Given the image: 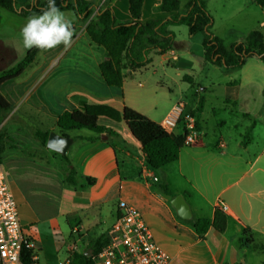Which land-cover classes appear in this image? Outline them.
Wrapping results in <instances>:
<instances>
[{
    "label": "crops",
    "instance_id": "obj_1",
    "mask_svg": "<svg viewBox=\"0 0 264 264\" xmlns=\"http://www.w3.org/2000/svg\"><path fill=\"white\" fill-rule=\"evenodd\" d=\"M16 1L26 3L28 0ZM93 1L98 7L111 8L117 23L132 21L128 0ZM179 1L184 12L190 0ZM205 1L207 10L214 18L212 32L222 40L216 29L215 0ZM233 1L222 0V5L230 9ZM159 5L160 0H144L140 20L142 23L163 21L160 30L173 36L172 50L164 54L152 52L150 64L130 72L122 87H111L105 82L100 70V63L106 59L105 50L96 45L97 49L89 46L87 56L94 58L83 59V62L90 63L93 59L95 62L82 67L93 68L87 74L88 84L85 81L75 88L77 91L64 92L61 83L49 80L59 70L58 66L53 75L35 83L34 87L38 88L36 94L31 92L23 97L26 118L37 119L35 141L30 145L25 144L23 152L14 150L8 153L3 138L5 150L1 154L0 164L4 168L6 156L8 169L4 170L17 202L23 234L31 241L30 249L36 264H41V257L45 264L54 263L53 254L66 245H69L70 255H74L107 236L116 220L121 200L139 210L155 242L172 257L170 264H248V249L251 246L254 248V244L248 241L255 242L258 237L264 239V140L261 148L259 145L254 147L257 128L261 123L264 124V62L252 56L239 69L227 70L218 66L225 73L223 79L217 82L206 77V81L203 80L206 88L200 89L202 82L196 77L204 72L208 64L217 66L205 58L204 34L190 36L188 22L171 21L172 14L160 12ZM248 5L260 10L262 18L256 22L253 30L264 33V10L255 0H248ZM228 11L224 14L227 20L232 17ZM12 14L15 13L0 6V29L10 26ZM86 36L87 42L93 45L85 28L80 38ZM12 40L3 32L0 33L2 47L13 48L18 54ZM235 42L240 41L223 43L230 46ZM194 43L200 45V54L205 58L200 69L195 68L194 55L197 54L194 52ZM66 51L65 55L71 50ZM80 52L84 54L86 50ZM3 61L4 57H0V63ZM195 79L197 83H194ZM92 80L96 82L93 87L90 83ZM179 82H189L193 88L197 85L192 93L196 98L189 100L186 96L178 104L162 107L158 106L160 103L155 99H151L163 87L171 90L172 84ZM217 87L220 96L216 99L222 101V109L231 116L239 115L249 120L244 132H240L234 140V147L222 135L224 121L217 123L215 130L209 131L208 128L205 112L209 103L206 95H214ZM186 92H182L183 95ZM5 97L12 102V98ZM201 99L203 108L198 112ZM81 102L108 105L119 112L129 106L161 125L176 107L182 105L183 120L172 132L183 133L184 118L192 116L198 129L197 140L184 144L178 161L154 169L146 164L141 145L126 124L107 118L99 119L100 124L118 134L107 139H102L100 134L88 129L62 131L57 124L59 116L75 110ZM210 109L214 113V107L210 106ZM234 128H238V125H234ZM37 131L47 135L54 131L73 139L66 153L71 166L65 155L41 144L36 136ZM37 151L42 157L35 155ZM69 166L75 169L76 184L67 181ZM163 184L168 186L173 196L161 190ZM180 195L190 205L192 219L212 220L215 209L226 206V210H222L228 218L225 231L221 233L211 227L201 238L187 222L189 220L178 216L171 203ZM75 230L78 232L75 233ZM87 253L91 254L90 250Z\"/></svg>",
    "mask_w": 264,
    "mask_h": 264
},
{
    "label": "trees",
    "instance_id": "obj_2",
    "mask_svg": "<svg viewBox=\"0 0 264 264\" xmlns=\"http://www.w3.org/2000/svg\"><path fill=\"white\" fill-rule=\"evenodd\" d=\"M132 21L129 23H117L113 10L109 7H98L93 0H56V5L62 11H73L79 21L88 23L86 33L91 41L106 52V59L100 63L102 76L111 87H122L130 72L146 67L152 62L151 53L164 54L174 48V39L170 33L161 32L164 22L150 20L141 22V13L144 0H128ZM255 3L264 10V0H255ZM47 0H28L19 3L16 0H0V6L4 9L29 17L46 7ZM160 12L171 13V21L175 23L188 22L189 35L204 34L203 48L208 62L224 67L227 70H235L243 67L248 58L259 57L264 62V33L260 30L250 31L244 40L225 46L223 41L212 32L214 18L207 10L205 0H190L182 12L179 0H160L158 7ZM6 51V49H5ZM39 49H31L26 59L15 68L0 73V115L5 117L12 111L11 102L2 94L1 87L7 82L18 79L23 72L35 60ZM203 108L200 100L198 112ZM107 118L115 122L124 121L132 136L141 145V150L148 166L160 169L178 161L182 147L185 144L186 130L175 134L167 131L161 124L153 121L135 109L125 106L119 112L108 105H92L81 102L73 111H66L59 116L58 127L62 131L88 129L97 134H106L109 138L118 136L114 130H109L99 123V119ZM245 136L248 138L250 131ZM36 136L41 144L46 146L49 135L37 131ZM4 134L0 132V163L1 154L5 150ZM69 165L70 161L67 156ZM71 166V165H70ZM67 173V181L76 184L75 169L70 167ZM161 190L173 196L166 184L160 186ZM203 238L209 228L218 232H224L228 218L220 208L215 209L214 218L192 219L187 221ZM107 242V236L93 242L88 249L73 255L72 264H93L92 256L100 252ZM253 243V241H248ZM254 249L264 251V245L254 244ZM90 250L91 256L87 255ZM23 264H36L33 260L31 249H26L22 255ZM264 264V262H263Z\"/></svg>",
    "mask_w": 264,
    "mask_h": 264
},
{
    "label": "rangeland",
    "instance_id": "obj_3",
    "mask_svg": "<svg viewBox=\"0 0 264 264\" xmlns=\"http://www.w3.org/2000/svg\"><path fill=\"white\" fill-rule=\"evenodd\" d=\"M217 18H216V29L221 34V38L225 44L232 40H244L245 36L250 30H253L256 22H260L261 15L260 10L255 8L254 6L248 5V0H235L233 1L232 7L229 9L227 6L224 7L222 5V0H215L214 2ZM229 10V11H228ZM227 11L232 16L229 20H227ZM66 16L73 23V37L69 47L65 48L63 45L57 46L54 49L50 50H41L37 53L34 62L26 68L23 74L13 82L4 84L1 88V92L4 96H8L12 98V111L6 115L5 117H1L0 115V132L4 134L5 143L8 146V153H12V151L23 152V146L25 144H32L34 139L35 130L38 128L37 119L35 121V117L26 118V115L23 112V97L28 96L31 92L32 94H36L38 88L34 85L36 82H42L47 79L50 75H53L56 72L58 66L59 70L50 77L49 80L57 81L61 83V89L64 92H70L72 90L77 91V86L80 83L87 82V74L90 73V70L93 68L87 67L82 68L84 64L91 65L95 62V59L91 60L90 63L83 62V59H91L92 56H87L89 46L93 49L96 48V44H89L87 42L88 37L80 38L81 33L85 30L88 23L78 22L77 17L72 11H65ZM11 16L12 21L10 26H5V28H1L0 31L3 32V35L11 37L13 43L16 45L18 50V54L15 52L13 48H4L0 44V57H4L3 63H0V73L15 68L21 62H23L28 52L31 49H24L22 46V39L20 37V30L22 26L26 23L27 18H20L15 14ZM0 32V33H1ZM96 45V46H94ZM199 45V44H198ZM194 43V52L197 54L194 55L195 58V68L200 69L204 64L205 58L200 54V45L198 46ZM6 49V51H5ZM70 49L71 51L65 55L66 50ZM86 50L84 54L80 51ZM95 53H98L97 51ZM65 55V56H63ZM94 58V57H92ZM52 71V72H51ZM52 73V74H51ZM160 74V73H159ZM225 73L220 67L212 66L208 64L204 68V72L200 74L199 77H196L197 80H201V88H206V83L203 81L206 77L212 78L213 80L219 82L223 79ZM159 78V77H157ZM207 78V80H210ZM153 80V79H150ZM157 80V79H156ZM195 79L194 83H197ZM206 81V80H205ZM153 82V81H152ZM151 82V83H152ZM165 82V81H164ZM92 87L96 84L94 80L90 81ZM33 87L32 89H30ZM197 85L195 88L191 87L189 82H179L173 83L171 86V90L168 87H163L162 90L153 94L151 99H155L157 101L159 107L164 105H175L178 104L182 98L188 97V99H192V93L197 89ZM189 88V90H187ZM218 87L216 88V93L207 94V101L209 104L206 106L205 115L208 118V128L209 131L215 130L217 128L216 124L224 121L225 124L221 127L222 135L226 141H229L231 147L235 146L234 140L238 138L240 132H244L245 126L248 124L249 120L243 118L239 115H233L223 110L222 101L217 100V96L219 91ZM187 91L186 95H183L182 92ZM189 94V95H188ZM211 97V98H209ZM193 98H196L195 96ZM22 102V103H21ZM213 104H210V103ZM175 103V104H174ZM210 106L214 107V113L210 109ZM254 106V104L252 105ZM26 108V106L24 107ZM24 114V116H23ZM122 125L125 124L124 121H121ZM234 125H238V128H234ZM197 128V125H196ZM198 130V129H197ZM91 131V130H87ZM93 132V131H92ZM94 133V132H93ZM95 134V133H94ZM106 134H102L101 138ZM256 145L261 148L262 141L264 140V124L261 123L255 134ZM103 139V138H102ZM257 143V144H256ZM35 155L42 157L40 152H36ZM7 157L4 158V168L8 169V166L5 161ZM250 238V237H248ZM253 244H263L264 239L258 237L253 241ZM69 245H66L63 249H61L58 253H54V263L52 264H63L69 257L70 251H68ZM73 260V255L71 256ZM248 264H263L264 261V251H257L252 246L248 249L247 257ZM41 264H45L43 258L41 257ZM72 264V262H70Z\"/></svg>",
    "mask_w": 264,
    "mask_h": 264
},
{
    "label": "built area",
    "instance_id": "obj_4",
    "mask_svg": "<svg viewBox=\"0 0 264 264\" xmlns=\"http://www.w3.org/2000/svg\"><path fill=\"white\" fill-rule=\"evenodd\" d=\"M182 108L179 105L164 119L162 126L167 131H174L183 120ZM183 125L185 144L195 142L198 135L195 119L187 116ZM221 209L225 211L226 206ZM31 247V241L23 234L17 202L6 171L0 164V264H23L22 255ZM71 256L65 264L72 262ZM92 259L93 264H170L172 257L155 242L139 210L121 200L116 220L107 233V242Z\"/></svg>",
    "mask_w": 264,
    "mask_h": 264
},
{
    "label": "clouds",
    "instance_id": "obj_5",
    "mask_svg": "<svg viewBox=\"0 0 264 264\" xmlns=\"http://www.w3.org/2000/svg\"><path fill=\"white\" fill-rule=\"evenodd\" d=\"M20 37L24 49L50 50L60 45L67 48L73 37V23L57 7L56 0H47L46 7L27 18Z\"/></svg>",
    "mask_w": 264,
    "mask_h": 264
},
{
    "label": "water",
    "instance_id": "obj_6",
    "mask_svg": "<svg viewBox=\"0 0 264 264\" xmlns=\"http://www.w3.org/2000/svg\"><path fill=\"white\" fill-rule=\"evenodd\" d=\"M102 138L107 139L108 136L105 135ZM72 143H73L72 138L53 131L49 133L46 146L52 151H55L61 155H66ZM171 203L173 207L176 209L177 214L180 218H182L183 220L192 219L193 214L191 211V207L182 195L175 197ZM87 255L91 256L90 253H87Z\"/></svg>",
    "mask_w": 264,
    "mask_h": 264
}]
</instances>
